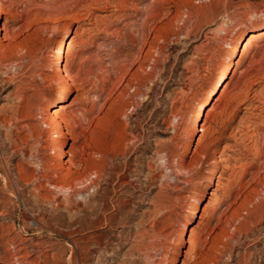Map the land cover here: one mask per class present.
Returning a JSON list of instances; mask_svg holds the SVG:
<instances>
[{
  "label": "rangeland",
  "instance_id": "374dc122",
  "mask_svg": "<svg viewBox=\"0 0 264 264\" xmlns=\"http://www.w3.org/2000/svg\"><path fill=\"white\" fill-rule=\"evenodd\" d=\"M0 1L1 25L12 32H0V56L20 59L18 67L0 64V171L7 162L14 184L5 189L0 175V264L12 239L37 264L43 251L67 256L71 241L86 236L102 264H118L115 252L143 241L154 243L159 260L181 264L190 246V230L182 236L187 218L203 240L190 264H264V37L245 48L249 34L264 28V0ZM58 55L75 77L67 110L93 119L104 161L91 190L100 222L84 220L71 235L62 208L38 194L36 166L25 162L30 170L21 174L15 164L24 158L12 147L15 135L27 134L23 124L36 121L35 106L66 86ZM239 87L247 98L234 100ZM37 123L42 139L54 135ZM203 136L209 146L196 154ZM205 205L204 217L202 209L191 214ZM24 215L42 223L24 224Z\"/></svg>",
  "mask_w": 264,
  "mask_h": 264
},
{
  "label": "bare ground",
  "instance_id": "6f19581e",
  "mask_svg": "<svg viewBox=\"0 0 264 264\" xmlns=\"http://www.w3.org/2000/svg\"><path fill=\"white\" fill-rule=\"evenodd\" d=\"M2 13L3 11L1 8V3H0V32L4 28L5 36L10 37L12 32L11 30H9L8 26L5 25L7 23H5L4 25H1ZM262 37H264V28L258 31L251 32L246 40L245 48L251 46L258 40H260ZM238 50H239V45H236L235 52H237ZM66 53H67V58L69 60L71 57V50L67 51ZM3 56L8 57V55H3ZM12 56L13 57H8V58L6 57L7 60L4 58L6 60V61L4 60L5 62L2 60L0 56V64H5L3 66L13 65L15 67L16 66L18 67V63H19L18 61L20 59H17V56L16 57H14V55ZM54 62H55V65H57L58 70L62 72L63 76L61 77L64 78L66 86L58 94L57 98H55L54 100H51L45 106H43L41 103L35 106L37 110V113H36L37 117L35 116L36 121L23 124V127L27 129V134L26 136H22L20 134L15 135L12 147L15 153L20 152L23 155L24 159L19 160L15 164L21 174H23L24 172L27 173V170L28 171L30 170L29 168H26L24 166L25 162H27V164L32 163L34 166H36V170L38 172L33 173L32 176L39 178L40 183L36 185L38 194L45 199L54 201L56 204V208H60V207L62 208V211H64L66 214L67 225L69 226V229H70V231L68 232V235H71L79 229L77 224L79 223L82 224L84 220H89V223L92 225H97L100 222L99 221L100 216L98 214L100 207L95 204L96 199H97L96 194L92 193L91 190L95 189L100 184V180L104 173V169H103L104 161H103V156L101 158L102 152L99 148L100 144L98 145V141H97L98 140L97 136L99 135V133L97 134V131L95 129L96 127L94 128V126H92L93 123H91L93 119L90 116H88V114H86L85 112L84 113L83 112L81 113V111L79 112L80 109L79 110H67L68 105L66 104V100L69 94L73 91V84H74L71 81L75 80L74 79L75 77H73L71 74V68L67 64H63L64 63L63 57L61 55H58L56 61ZM242 72L243 74H246L247 70L245 69V71H242ZM246 78L249 79L248 77ZM240 80H238V82H240ZM231 81L232 79L229 80L227 84L231 83ZM219 82L220 81H217L213 85V87L207 92L205 98L202 100L200 104V114L202 110L204 109V107L206 106V104L208 103V101L215 94L216 89L219 85ZM250 82L252 83V81ZM239 90H240V87H239ZM241 90L238 91V93H235V95H233L235 98L234 100H237V99L239 100L243 95H245V93H247ZM245 97L247 98L246 95ZM230 99L232 100V98ZM245 108L247 110L249 106ZM25 109H26L25 112H27V115L31 114V111H33V107L27 108L26 106ZM31 119H34V118H31ZM37 121H42L47 126H50V127L52 126L54 129V135H52V137H49L48 135L46 136V138L42 139L41 138L42 131L41 129H39ZM49 132L50 131H48V133ZM34 138H35V141H32L31 143H29V139H34ZM69 139L72 140L70 145H69ZM51 145H52V155L47 157L46 150ZM205 146L208 147L209 143L205 142L204 136H203L199 140V146L196 149V154H199L202 148ZM39 154H42V155L39 156ZM64 157H66L65 160L61 162V159H63ZM10 170L11 168L6 162V166L4 170L0 171V175L4 177V187L7 190L9 189L12 190L14 187L13 182L9 181V171ZM213 174L214 172H210L208 176H206L205 181L203 183V187L201 188L200 198L204 196L205 188L208 185L209 181L213 179ZM220 177H223V176L220 175ZM255 191L256 193L258 192L257 189H255ZM105 208H106V204H104L102 209H105ZM209 208H210L209 205H205L202 208L201 207L199 208V206H197L196 208L192 210L191 214L194 216L196 215L198 216L200 210L202 209L203 213L201 217H204L206 213L208 212ZM24 221H25L24 224L29 225V223H33L35 224V226H39V224L42 223L37 218H31V216H27ZM105 221H108V219L106 218ZM190 222H191L190 219L187 218L182 228V236L185 233H187L188 230H190L191 233H190V238H189L190 246H189V249L185 251L184 258L181 260L182 261L181 264H190V260L194 257L195 253L198 251L197 249L198 245H200V243L203 241L202 238H199V240L197 239L198 233L196 229L190 228ZM44 224L46 225L45 222ZM144 234L146 235L148 234L149 236H151V232H149V230L147 229L145 230ZM9 240L10 238L8 239V241ZM90 243L91 242L89 240V236H86V238H84L83 241H77L73 239L71 243L69 244V254L67 256H65L64 254L57 255L55 253L49 256V252L47 255V253L43 251L42 254H40V256L38 257V259H42V260L40 261L38 260L37 264H102L101 260L103 259H100V257H98L99 259L95 261L96 256L92 255V253L98 252V249L95 247L94 248L91 247ZM9 244H11L10 248L4 253V255L1 258L4 264H29L30 263V261H28L30 251H26L25 254H22L23 251L27 248L24 246V244L21 241L17 242L16 240L14 241L12 239ZM154 246L155 245L152 242L143 241L136 248H131L127 250L124 254L122 252L124 247H121V249L118 250L117 252L114 251L115 252L114 259L118 260L122 257L121 261L118 264H178L177 260L174 257L168 258L167 255L166 256L163 255V258L159 260L157 254H159L160 251L157 253L156 251H154L155 253H153L152 251H153ZM96 247H98V245ZM154 250H156V246ZM103 254H101L100 256L102 257Z\"/></svg>",
  "mask_w": 264,
  "mask_h": 264
}]
</instances>
